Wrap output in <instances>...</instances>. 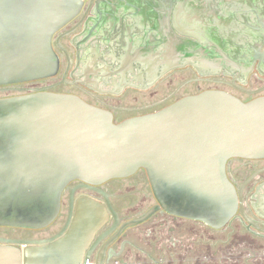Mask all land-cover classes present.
Wrapping results in <instances>:
<instances>
[{"label": "flooded vegetation", "instance_id": "flooded-vegetation-1", "mask_svg": "<svg viewBox=\"0 0 264 264\" xmlns=\"http://www.w3.org/2000/svg\"><path fill=\"white\" fill-rule=\"evenodd\" d=\"M83 1L53 37L58 73L0 86V99L75 95L120 123L207 90L264 96V0ZM227 171L241 201L222 227L156 209L141 168L70 182L45 228L0 226L1 239L30 242L0 243V264H18L26 249L44 264H264V159L233 158Z\"/></svg>", "mask_w": 264, "mask_h": 264}, {"label": "water", "instance_id": "water-1", "mask_svg": "<svg viewBox=\"0 0 264 264\" xmlns=\"http://www.w3.org/2000/svg\"><path fill=\"white\" fill-rule=\"evenodd\" d=\"M83 3L0 0V86L56 75L53 37ZM233 158L264 159V96L244 102L207 90L120 123L75 95L0 99V226L45 228L58 217L70 182L100 184L144 168L156 209L222 227L241 201L227 171ZM42 257L37 251L32 262L26 249L18 264H44Z\"/></svg>", "mask_w": 264, "mask_h": 264}]
</instances>
